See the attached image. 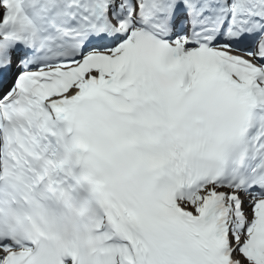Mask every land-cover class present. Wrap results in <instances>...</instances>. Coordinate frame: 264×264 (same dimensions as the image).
<instances>
[{
	"label": "snow or ice",
	"instance_id": "snow-or-ice-1",
	"mask_svg": "<svg viewBox=\"0 0 264 264\" xmlns=\"http://www.w3.org/2000/svg\"><path fill=\"white\" fill-rule=\"evenodd\" d=\"M0 264H264V0H0Z\"/></svg>",
	"mask_w": 264,
	"mask_h": 264
}]
</instances>
